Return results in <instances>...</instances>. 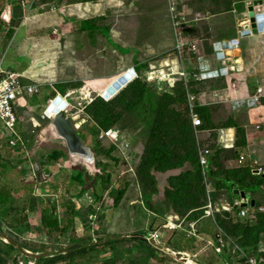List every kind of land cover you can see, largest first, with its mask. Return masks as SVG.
Returning a JSON list of instances; mask_svg holds the SVG:
<instances>
[{"label":"rangeland","instance_id":"rangeland-1","mask_svg":"<svg viewBox=\"0 0 264 264\" xmlns=\"http://www.w3.org/2000/svg\"><path fill=\"white\" fill-rule=\"evenodd\" d=\"M16 1L20 0H0L1 67H9V69H13L14 67L9 63L12 56H10V43L6 44L8 39L7 34L8 31L11 30V27H17L20 22L17 23L19 20L11 17L21 14L23 19L32 15L34 18L29 27L34 37L40 38L46 35L58 40L56 41L57 43L52 45L53 49L49 48L45 50V53H47L43 56V62L45 64L37 66L35 63H32V68L36 65L35 72H37V69L41 71L33 80L39 86L42 85L44 87H46L45 85L53 84L56 88L60 85L59 93L69 102L67 108H64L65 111L63 114L76 126L84 146L92 149L94 144L97 143L99 156H94L95 166L91 172L93 175L91 179L100 174L96 171L97 161L112 159L110 158L111 152L120 158L117 160H110L111 164L115 165L109 167L110 176H103L101 183H104V185L100 188V184H98V188H94L95 191L98 189L99 194H103V196H101V198L103 197L102 201L94 207L96 209V213L94 212V214H96L95 220L97 219L99 225V227H97V234L117 236L135 233L140 234V231L144 230H148L150 233L155 230L161 232L159 227L160 223L163 222L161 225V227H163V225L166 224V218L164 221L155 219L154 214L150 213V211L145 209L144 205L141 204L139 186L148 181L145 175L142 176L141 180L137 172L143 147L145 143L147 144L148 138L152 135L151 133H155L150 138V140L153 141L155 138L165 136L160 132H166L167 127L171 130L170 135L175 136L178 133L176 126L180 124L181 120L184 122L186 118L182 117L185 110L188 106L189 109L193 108L194 101L200 102L206 106L204 108L208 113L216 110L211 107H218L219 110L213 117L214 122H210L211 124L209 123L208 125L209 121H206L202 130L196 129L193 132L195 144L199 148L200 154L201 152L206 153V156H204L206 157V163L203 166H199L203 167V170L208 173V168L211 163L210 155L206 147L210 146L209 144H213L214 140L211 134L214 131L213 128L215 124L218 123L217 120L221 114L220 108H224V105H221L224 100L223 93H221V97L215 94L216 89H219V91L223 90V83L219 81L221 78H215L218 81L214 84L207 83L206 81L202 85L203 82L200 83L201 79L195 80L199 82L194 83V81H192V83H189L190 86L186 87L185 90L194 97L191 101L189 99L187 100L189 104H187L181 96H175L173 100L174 96H172L173 94L171 95V93L174 89L172 88L181 77L177 72H182L184 69L181 68L180 62L177 61V53L174 57L176 48L175 30L171 21V12L167 8L166 2L163 0H28L29 2H27L25 6H14ZM177 1H179V6L176 11L181 12L185 21L189 20L187 27L191 25V22L197 25V27L201 23L204 25V28L202 27L197 34L198 38L202 36L207 37L209 35L208 29L210 20L206 18L210 16V13L213 18L214 34L222 33L221 37L224 39L234 35L235 30L230 26L234 18L228 10L224 9L223 2L221 3L220 10H215L216 7L213 5L210 6L215 0ZM30 3L31 5H29ZM235 3L236 0H233L231 5ZM6 4L12 6L10 7V15L8 16L4 10ZM236 4H238V11H240L243 4L238 2ZM244 5L246 7L247 3ZM227 12H229V16L225 15ZM234 15L238 26L242 27L248 16L245 18L242 16L244 19L240 21L237 15ZM85 20L96 23L98 29L93 32H80L78 28L81 22ZM24 29L25 27L19 28L17 31L18 34H21ZM54 29H57L58 33H53ZM154 33H156V36L164 37L163 41H160V47L161 49H168L166 53L171 57V60H169L171 61L170 66H168L170 62L164 59V55L161 53L162 51L160 52L159 49H153L152 40L154 38ZM167 33L171 36V42L166 41L165 35ZM27 35H30V32H28ZM191 39L195 42L194 50L188 51L197 52L201 47V42L194 38ZM207 39L209 40V38ZM203 41V45H209L207 40L204 39ZM5 44L6 46H4ZM19 61L27 63V67V65L31 63V58L29 60L28 58L24 59L19 57ZM136 64L141 66L138 67L137 70ZM131 68H134L136 71L132 80L114 96L106 99L104 96L106 90L101 93L104 87L114 78L117 77L116 80H118ZM169 73L171 75H168ZM163 81H167L168 84L165 86L162 85ZM183 81L185 82V77H183ZM21 82L24 85H29L32 81L21 77ZM131 82H134L131 86V91L127 92V94L122 97V94L119 96L118 94L123 90L125 91ZM143 83H146L148 88L145 84L143 85ZM142 88H144L145 91H142ZM191 89L193 91H191ZM43 91L44 90H39V93L35 94V98H39V95H41L40 93ZM57 91H59V89ZM57 91L53 92V96H51L52 100H44L41 102L40 106L30 107V111L25 107L21 108L19 114L20 121L16 129L23 139V147L19 145L18 148H12L13 146L6 142V137L0 130L1 159H3L5 167L8 166L6 169L5 167H0V173L4 175H0V178H2V182L5 186L10 184L13 185L15 189L14 191L12 190L9 196V203L17 201V199L23 196L30 198L34 197L33 195L40 196V194H42V196L57 194L60 197L62 196L60 199L63 202L65 200L64 198H66L67 201L70 200L73 203L77 200L76 197L82 196L76 184H74V186L71 185L70 189L68 188V186L73 183L72 181L74 179H72V176H74L75 173L68 176L66 173H68L67 171L69 170L67 169L66 172H62V169H66L62 167L67 165L68 168H80L83 167L84 164L81 162H74L64 140L60 136L51 133L43 135L42 133L44 129L50 125V120L46 116V109L50 105V102L60 95ZM24 94L27 97H31L26 90ZM96 99H102L104 103L114 102L113 104L107 105L108 112L104 109L103 112H105V115H100L99 118H94L92 113L90 114L87 112L88 109L91 111L90 106L95 103ZM86 103L87 105L85 106ZM212 104H216V106H210ZM107 126H109L107 129L115 128L121 130L124 137H119V140L114 141L108 138H102L100 140V133L106 131V129H101ZM219 127L221 126H217L214 133L219 132ZM259 128L257 130H260ZM93 129L100 131L98 135L99 138L92 134ZM226 131L228 130H222L221 133L223 132L225 136ZM182 132L187 133L185 131ZM247 132V127H237V125H234L230 132L232 137L222 138L223 135H221V140L219 139V143L222 142L223 145H225L223 141L230 139V145L234 146V148H224L222 145H219L222 148L221 150H223L221 164L219 163V165H222V167L227 170L228 174L235 177H243L242 175L244 174L248 175V171H246L247 164L239 165L236 163L235 165L238 152H243V154L248 152L246 146H240L242 144H239V141L246 140ZM9 134L10 133L7 135ZM41 135L42 138H40ZM217 140L218 138L216 142H218ZM175 142L177 141L175 140ZM54 149H59L62 154L65 155L61 162L50 160L51 153ZM109 150L112 151L108 152ZM227 150H231L233 153L227 154ZM250 154L257 158L260 162L258 163L260 166L261 162L264 163V151H260L259 154L250 152ZM55 162L56 164L50 166L49 163ZM237 165L240 167H237ZM45 167L51 169V171H55L53 174L54 177L43 174ZM188 168L189 166L185 165V167L177 169V172H172L173 174L167 172L154 175L156 172L152 167L149 172L153 173L156 182L161 186L165 183L169 175H171L169 177H173L172 181L175 182V176L179 175L181 173L180 171ZM241 171H243L244 174ZM37 172H40L41 181L49 182L51 179V181L55 182L59 187L58 190L55 192V189L51 186H40L35 175ZM202 175L204 176L203 172ZM69 177L70 182H68V184L66 179L68 180ZM212 179L209 180V178L206 177L209 192L213 191L211 182H215V180L219 178ZM75 180L77 183L84 186L83 188L86 187L87 183L89 184L87 186L89 188H85L87 193H85L79 201V204L82 206L79 210L84 217L81 218V220L86 221L87 217L83 214H85L88 209L93 208L91 204L92 202L94 203L95 200L94 196H92L93 194L95 195V192L90 188L93 184L92 181H87L85 183L84 174H81V178H75ZM61 181H63V183ZM262 184L261 189L255 196L260 204V212L262 211V213H264V181ZM5 186H3V189L6 191L7 189ZM111 191L119 196L118 203H116L115 197L106 198V196L111 194ZM261 191H263V193H261ZM89 194L92 197L91 199L88 197ZM215 197V201L213 202L215 204L217 203V205L212 203L213 208L209 210L210 216H214L217 225H219L218 222L222 223V220H219L221 219L220 215L225 212L228 214L226 217L231 219L229 220V224L234 225L237 220L232 214L222 209V206L226 205L229 200L227 194L224 191L221 193L217 192ZM46 198H48V196ZM73 198L76 200L72 201L71 199ZM35 199L38 200L37 197H35ZM61 200L59 204H61ZM134 200H136V202ZM28 206L31 205L28 204L26 206V212L31 210ZM44 206L46 209L52 211L57 210V205L54 207L47 201L45 204L43 203V207ZM19 211H21V208H17L18 213ZM10 213L15 216L12 210ZM17 215L19 217L24 216V213L21 212V214L19 213ZM51 220L52 218H50V221ZM64 223L67 222L65 221ZM87 223L88 222H84V224ZM101 223L103 225H101ZM172 224L175 225L176 223L172 222ZM69 225L76 229L75 224L70 223ZM88 226H90V224H87V227ZM4 229L6 232L11 233L9 232L10 230ZM75 229H71L69 226L65 231L70 234L71 237L73 235L71 232ZM164 230L165 229H163V231ZM179 231L181 230L175 231L171 238H181L183 241L185 237L187 238L186 233L182 230L183 234H181ZM165 232L167 235L171 234V231L167 232L165 230ZM0 233L6 235L1 229ZM6 236L10 238L8 235ZM16 238L20 243H17L12 238L10 239L18 244L20 248L23 247L27 251L32 250L26 248V246L28 247L31 243H25L23 236L22 238L16 236ZM34 238H38V236L36 235ZM6 242L8 244L4 242V238H0V264H17V260L22 257V253L20 251H18L19 253L10 251L7 245L13 248L14 246L8 240H6ZM200 243L201 245L198 247L202 248L203 241ZM127 244L130 246L132 245L130 242H127ZM172 245L175 246L176 244L173 243ZM58 247H60V245ZM99 248L101 249V247ZM256 248L257 251L253 254L264 251V239L257 244ZM204 256L205 258L203 259L209 260V263L214 264L211 260L213 257L211 251Z\"/></svg>","mask_w":264,"mask_h":264},{"label":"crops","instance_id":"crops-1","mask_svg":"<svg viewBox=\"0 0 264 264\" xmlns=\"http://www.w3.org/2000/svg\"><path fill=\"white\" fill-rule=\"evenodd\" d=\"M62 1V0H60ZM245 1V0H244ZM249 1V0H246ZM245 1V3H246ZM244 3V4H245ZM234 5V4H233ZM65 8V7H64ZM237 10V11H236ZM234 9L232 7L229 12L232 14V17L234 20H232V23L230 26L234 28V35L224 39L222 38V33L214 34L213 30V18L211 17L209 20V35L207 38H209L210 42V49L211 53L205 57L206 65L213 68L218 69L222 65L216 61L214 58V51L221 50L222 53L219 54L218 58L223 55L226 47V41L237 38V46L231 49L228 52V58L229 60H226L225 67H234V70L227 71L228 69H224L221 76L218 78L219 81L223 83V90L219 91V89H216L215 94L221 97V93H223V103L221 105H224V108H220L222 112L224 113H230L231 118L234 119V122L238 125V127H247V137L245 140V146L247 148V155L250 159L255 158L250 154V152H254V154H259L260 151H264V103H260V105L251 106L249 104V101L246 100L250 94L253 93L254 88L264 83V32H259L257 34H250L248 36H240L238 35V31L241 29V27L238 26L235 15H237V18L242 21V16H245L247 13L245 5L241 7L240 11L237 9ZM229 12L225 13V15L229 16ZM33 16H28L23 18L20 21V24L17 25V27H11V30L8 31V39L7 43H10V51L12 58L9 60V63H11L14 67L13 69H9V67H2L6 70H9L11 72H17L22 75L25 79H29L30 82L29 85H38L34 82V78L36 75H38L41 71L37 69V72H35V66H39L41 64H45L43 61V56L46 55L45 53L47 49H53L52 45L57 43V39L53 37H48L46 35H43V37L36 38L32 35V30L30 29L29 25L33 22ZM241 25V24H240ZM23 32L21 34H18V29L23 28ZM34 27V24H33ZM45 27V26H44ZM28 32H30V35H27ZM39 32V31H37ZM45 34V33H44ZM239 36V37H238ZM242 37V38H240ZM196 40V39H195ZM6 44L4 46H6ZM210 51V50H209ZM236 53V55H235ZM20 58H28L31 63L27 65V63H22V61H19ZM169 61L170 59H166ZM198 62L200 67H203L205 62L201 57H198ZM24 62V60H23ZM32 63H35L36 65L32 68ZM38 63V64H37ZM198 64V63H197ZM185 63H182V67L185 70ZM205 65V66H206ZM227 71V72H226ZM207 81V83H215L218 81L217 79H206L203 80V84ZM46 87L40 85V90H44L39 95V98H35V94L30 95L31 97L24 96V102L23 107L26 109H29L30 107H38L40 106L42 101H46L47 99L52 100L53 92L57 91L60 92V85L55 88V85H45ZM58 88V89H57ZM46 90V91H45ZM39 93V92H38ZM37 94V93H36ZM60 94V93H59ZM59 97L61 100L63 96L60 94ZM34 99V100H33ZM66 100V99H65ZM29 103V104H27ZM21 110V109H20ZM17 127V126H16ZM260 127V128H259ZM260 130H257V129ZM77 129V128H76ZM228 131L222 134V138H230L232 135H230V132L233 128L225 127ZM1 130V129H0ZM17 131V129H16ZM78 131V130H77ZM9 132L6 131V134L4 136L6 137V142L10 143L11 139V133L7 135ZM18 134H20L17 131ZM43 135L45 134L42 132ZM16 138V137H15ZM42 138V135L40 136ZM229 140L223 141L225 145H223L224 148H232L233 145H230ZM23 142H18L17 145L13 146L12 148H18L19 145L22 146ZM35 144V143H34ZM231 146V147H230ZM23 147V146H22ZM91 149V148H89ZM53 151H59L60 152V158L57 161H62L63 157L65 156L62 154V152L59 149H54ZM52 151V152H53ZM250 151V152H249ZM1 152V151H0ZM93 159L92 162L93 165L88 166L84 163L83 167L76 168V167H67L65 165L62 168V172H66V175L70 176L73 173L76 174V172H87L92 175V169L95 166V154L92 151ZM241 153V152H238ZM2 156V155H1ZM51 157V156H50ZM49 158V156H48ZM257 159V158H255ZM52 160V159H51ZM53 161V160H52ZM3 162V159H2ZM59 162V163H60ZM4 163V162H3ZM57 163V164H59ZM50 166H53L52 164L55 163H49ZM67 164V163H65ZM248 164V161L246 162ZM261 164L264 165V163L261 162ZM60 165V164H59ZM3 165L2 167H4ZM93 166V167H92ZM1 167V168H2ZM0 168V172H1ZM7 167H5L6 169ZM55 171H51V169L46 168L43 170L44 175H50L54 177ZM0 175H3L0 173ZM36 179L38 181V184L42 187H48L51 186L54 191L56 192L58 190V186L55 182L50 181H41L40 179V172H37ZM4 176V175H3ZM93 176V175H92ZM72 179H74L68 188L70 189V186L76 184L77 189H79V192H83L82 196L87 193L85 189L89 184L87 183L86 187L83 188L80 183H77L75 178L72 176ZM54 180V179H53ZM94 177L90 181L92 183L94 182ZM127 180V179H125ZM89 181V182H90ZM63 183V181H61ZM66 182H70V177ZM48 184V185H47ZM69 184V183H68ZM3 186L5 184L2 182V178H0V229H8L10 230L12 234L19 238H24L25 243H31L26 248L30 250L34 254L33 260L37 262V264H102L108 257H109V251L108 246L104 242L95 243L98 241H102L106 236L104 235H98L97 234V227H99L97 223L95 212V206L99 202L102 201L103 197L93 194L95 200L94 203L92 202V209H88L86 211L85 215L87 217V214H91L86 221H82L81 218H84L81 214V211L79 210L80 207H82L79 204L80 198L82 197H76L71 199L72 201L76 200L75 202H71L70 200L67 201L66 198H64V202L60 199L62 196L56 195H47L42 196V194L39 195H33L34 197H21L20 199H17V201H12V203H9L8 199H5L2 196ZM92 186V185H91ZM6 189L11 188L13 191L15 190L13 185L5 186ZM88 188V187H87ZM97 188V187H96ZM209 191V190H208ZM19 193V192H17ZM6 195L8 197V193L6 190ZM103 196V195H102ZM106 196V195H104ZM37 197L38 200L35 199ZM88 197L91 199V195L89 194ZM105 198V197H104ZM107 198V196H106ZM61 200V204L60 203ZM50 202L54 207L57 205V210L52 211L49 209H46V207H43V203ZM136 202V200H134ZM18 203V204H17ZM20 204V205H19ZM31 208L29 212H26V206L27 205ZM210 204L211 209L213 208L212 202L208 200L207 204ZM206 205L204 209V214L206 211ZM17 208H21V212L24 213V216H18L19 214L17 212ZM11 210L13 213H15V216H13L10 212ZM84 210V209H83ZM217 210V209H216ZM215 210V211H216ZM74 211H80L78 212V216H74ZM147 212V211H146ZM27 213V214H25ZM96 213V212H95ZM149 213V212H148ZM151 213V212H150ZM208 214H205L207 217ZM52 216V219H57L58 226L51 227L49 224L50 218ZM155 216V215H154ZM22 217V218H21ZM21 218V219H20ZM155 219L156 216L154 217ZM168 221H172L174 223H177L176 228L174 229H168L167 227H162L167 232L171 231V234L167 235L165 230L158 231V238L157 241L161 243H165L169 245L170 247L176 249L177 251L181 252L187 259H191L195 263L200 264H211L209 263V260H205V254L209 251L212 252V262L214 264H222L217 256L216 253L213 251V248L211 245L207 244L208 241H210V234L205 233L204 231H200L198 229V224L196 222L195 227L197 228L198 233L194 229V223H191L189 227L185 225V230L182 228V224H184L183 218H178L177 215H168L167 217ZM161 221H164L163 219H159ZM67 223H64V222ZM183 221V222H182ZM84 222H88L87 224H90V226L87 227V224H84ZM75 224V227H72L69 224ZM65 224V225H64ZM163 224V222L160 223V226ZM101 225H103L101 223ZM75 229L71 233L73 235L70 237V234L66 233L65 229L68 228ZM159 226V227H160ZM161 228V227H160ZM161 228V229H162ZM179 231L181 234L182 230L187 233L185 239L178 238L174 239L171 236L174 234L175 231ZM99 231V229H98ZM156 231V230H155ZM163 231V232H162ZM188 232L192 233L193 235L188 234ZM20 233V234H19ZM38 236V238H34ZM22 239V241L24 242ZM201 241H203L202 248L198 247L201 245ZM176 244L173 246L172 244ZM105 244V245H104ZM60 245V247H58ZM209 246V247H208ZM101 247V249L99 248ZM154 249V248H153ZM21 250L27 251L25 248H21ZM156 250V249H155ZM209 250V251H208ZM157 253H154L152 258L149 260V264H181L177 262L176 260L169 258L164 253L160 252L159 250H156ZM215 253V254H214ZM37 254V255H36ZM103 255V256H102ZM74 258V259H72Z\"/></svg>","mask_w":264,"mask_h":264},{"label":"trees","instance_id":"trees-1","mask_svg":"<svg viewBox=\"0 0 264 264\" xmlns=\"http://www.w3.org/2000/svg\"><path fill=\"white\" fill-rule=\"evenodd\" d=\"M163 1L166 2V0ZM232 1L233 0H217V1L215 0L210 4V6L213 5L214 7H216L215 10H220L221 3L223 2L224 9L229 11L233 7L236 10L238 8V4L236 3L238 2L240 4H243L242 5L243 7L246 0L245 1L236 0V3L234 5H231ZM20 15L21 14L17 16L13 15L11 18L16 20L18 19L19 21H17V23H19L21 20ZM210 18H211V13L210 16L206 19H210ZM192 23L193 22H191L190 23L191 25L186 28L185 35L190 38L199 40L201 42V47L198 49L197 52H190L188 50H192L191 44H188L184 46L183 52L181 54H178L179 57L183 60L182 63L184 62L186 64L185 70L188 71L185 77V82L183 81V78L180 77L179 81H177L175 86L172 88L174 89V91H172L171 93V95L173 94L172 96H174L173 100L175 99V96H181L183 100L187 102L188 97L193 96L191 95V93H187L188 91H186L185 88L189 87L190 86L189 83H192V81H194V83L199 82V81H195L196 80L195 74H199L204 70L202 67H200L197 59L198 57H201L203 61H206L207 58L205 57L209 54V52L211 53L210 42L207 39V37L205 36H202L201 38L197 37V34L200 32V29L202 27L204 28V25L201 23L197 27V25H194ZM97 29L98 27L96 23L86 20L82 21L80 27L78 28L80 32H85V31L93 32ZM153 36H154L152 40L153 49L155 50L159 49L160 52L162 51L161 53H163L164 59L171 60L170 55L166 53L168 49L167 48L161 49L160 47L161 44L160 41H163L164 37L156 36V33H154ZM165 37L167 42H171V36L168 33L165 35ZM204 39L208 41L209 45H205V44L203 45ZM176 53H177V49L175 48L174 57L176 56ZM182 63L180 66L182 69H184L182 67ZM138 67L141 66L139 64H136V70ZM122 77L123 76H121L119 79H121ZM116 79L117 77L111 80L110 83H108L104 87L101 93L105 91L107 87L111 85V83ZM202 82L203 80L200 81V83ZM133 84L134 82L133 83L131 82L129 86L126 88V90L125 91L123 90L124 92L121 91L118 95L120 96L122 94L121 95L122 97L125 94H127V92L131 91V86ZM144 84L147 86L146 83H143V85ZM166 84H168V82L163 81L162 85L165 86ZM142 91H145L144 88H142ZM191 91L193 90L191 89ZM105 93L106 91L104 92V96ZM195 99L197 100L196 97ZM194 102L195 103L193 105V108L189 109L188 106L187 109L185 110V113L182 117V118H186L184 119V122L181 120L180 124L176 126L178 133L175 136L170 135L171 130H169V128L167 127L166 132H160L162 135L165 136L155 138L152 141L150 140V138L155 133H151L152 135L148 138L147 144L145 143L137 169V172L139 173L141 180L143 175H145L148 180L146 182L147 184L143 183V185L140 184L139 186L141 201H142L141 204L144 205L145 209H147L152 214H154L158 219L160 218L163 220L165 218L167 219L168 215H177L178 218H183L184 224H182L183 226L182 228L184 230H185L184 228L185 225L189 227L191 223H194V229L198 233L197 228L195 227V224L197 222L198 229L200 231H204L205 233L210 234V239H211L210 245L212 246L213 251L216 253L218 260L222 264H246V260L249 256H255V257L264 256V251H259L257 254H253L255 251H257L256 248L257 244L262 239H264V213H262V211L260 212V210H257L260 204L258 202L257 197L255 196V194L258 193V191L261 189V186L263 185L262 182L264 181V175L263 174L253 175L251 168L248 165H246L247 167L246 171H248V175H245L244 172L241 171L244 174L242 175L243 177L240 176L235 177L231 174H228L227 170L224 169L222 165H219V163L221 162V158L223 156L222 155L223 150H221L222 148L219 146V145L223 146L222 142L219 143V139L223 134V132L221 133V131L226 130L225 127L233 128L234 125H237L234 122V119L231 118L230 113H224L222 111L219 116V119L217 120L218 123L215 124L214 128L212 127L213 130L216 131L217 126H221L218 128L219 132L214 133L213 131V133L211 134L212 139L214 140L213 144H209L210 146L206 147L210 155V163H211L208 168V173L203 170V167H200L203 166L200 164L199 161L200 157L203 155L206 156V154H204V152H201L200 154V151L198 150L199 148L195 144L193 132L196 129L202 130L204 128L206 121L207 122L209 121L208 125L210 122L213 123L214 122L213 117L215 116V114H217L219 108L211 107L212 109H216V110H213L211 113H208L207 110H205L204 108L206 106H204L200 102H196V101ZM261 102L264 103V98L261 99ZM113 103L114 102L104 103L102 99H96L94 104L92 105L90 104L91 106L89 105L91 111L88 109L87 112L90 114L92 113L94 118L95 117L99 118L100 115L102 116L105 115V112H103L104 109L108 112L107 105ZM187 104L189 103L187 102ZM86 105L87 103L85 104V106ZM210 106H216V104H212ZM192 111L196 113L197 116L199 117L201 123L198 126H193L192 124V119H191ZM107 128H109V126L101 130H105V129L109 130ZM112 129L118 131L119 136L121 138L124 137L121 130H117L115 128ZM182 131H185L187 133H183ZM99 133L100 131H98L97 129L92 130V134L97 137ZM217 138H218L217 140L218 142H216ZM99 139L101 140L102 138ZM175 140L177 142H175ZM239 144H242L240 146H245V141H241V142L239 141ZM232 148H234V146ZM92 151L94 152L95 157L99 156L98 154L99 149L97 147V143L94 144ZM111 151L112 150H109L108 152ZM231 152H232L231 150H227V154ZM60 155L61 154L59 151H53L51 153L50 160L52 159L53 161H57L60 158ZM1 158L2 156L0 153V167L4 165ZM110 158L112 159H108L109 161L108 160L104 161L103 159L102 161L99 160L97 161L98 164H96V168H97L96 171L97 173L100 174L94 176L95 180L92 183L93 187L91 186L90 188L99 196H102L103 194L102 193L99 194L98 189L95 191L94 188L95 187L98 188V184H100V188L101 186L104 185V183H101L103 180L102 179L103 176L105 175L108 176L109 174H111L109 171V167L115 166L111 164V161L120 159L119 156L113 154V152H111ZM185 165L189 166V168L180 171L181 173L175 176V182L172 181L173 177H169L171 175L168 176L169 178L167 177L168 179L166 178L165 183L161 186H159L158 183L156 182V178L154 177L155 174L157 173L163 174L167 172L173 174L174 172H177L176 171L177 169H181L182 167H185ZM235 165H236V159H235ZM152 167L153 170L156 172L154 173V175L152 172L151 173L149 172V170ZM237 167L240 166L237 165ZM201 171L204 173V176L202 175ZM81 174H84L85 183L91 180L92 175H90V173H87L85 171L76 172V174H74L73 177L77 179L81 178ZM206 177H208L209 180H211L212 178L214 179L219 178L218 180H215V182H211L213 186V191L211 192L208 191V184H207L208 181L206 180ZM82 190L84 191L85 189ZM234 190L243 191L244 195L248 196L246 198L247 201L250 200L253 201V205L250 204L256 210V212H254L253 215L249 214L241 217L238 215L239 208H232L230 211L227 212L232 214V216H234V218L237 220V222L234 225L229 224L230 222L229 220L231 219L226 217L228 214L225 212L224 214L220 215L221 219L219 220H222V223L218 222L219 225H217L214 216L211 217L210 214L207 215V217L205 216L204 207L207 204L208 200L214 203L213 201H215L216 198L215 194H217V192L221 193L222 191H224L227 194V196L229 197L227 203H232L234 199L240 198L239 194L234 193ZM112 191H111L112 195L108 194L109 196L107 197H115L116 203H118L119 196H117V194L112 193ZM11 192H12L11 188L7 189V193H8V197H7L6 191L3 189L2 196L5 199H8ZM261 193H263V191H261ZM81 194H83V192H81ZM219 203L221 204L220 201ZM214 205H217V203L216 204L214 203ZM78 212L80 211H74L73 215L75 214L74 216H78L79 215ZM88 215L89 214H87V218L91 214L89 216ZM93 220H95V218ZM49 224L53 228L55 226H58L59 223L57 219H52L51 221H49ZM161 230H163V228ZM1 231L6 233V235H8L13 240H15L17 243H20V241L16 238L14 234L6 232L5 229H2ZM140 234L150 235V232L148 230H144V231H140ZM111 237L112 236L105 237L108 238L105 244L106 246H108L109 257L102 264H149V260L152 258L154 253H157L155 249L142 242L127 240V242H130L132 244L130 246L129 244H127L125 239H115V238L113 239ZM216 247L219 248V251L215 250ZM7 248H9L10 251L19 253L18 250H16L10 245H7Z\"/></svg>","mask_w":264,"mask_h":264},{"label":"built area","instance_id":"built-area-1","mask_svg":"<svg viewBox=\"0 0 264 264\" xmlns=\"http://www.w3.org/2000/svg\"><path fill=\"white\" fill-rule=\"evenodd\" d=\"M29 2L28 0H20L16 1L14 6L21 5L25 6ZM167 8L171 12V21L173 23V27L175 30V39H176V49H177V61L180 62V65L182 63V59L179 57L178 54H181L183 52L184 46L191 44V49L194 50V41L190 40L185 34L184 31L187 27V24L189 23L188 21L184 20V17L182 16L181 12H177L176 10L178 9V1L177 0H166ZM31 5V3L29 4ZM10 7H12L9 4H6L4 7L5 12L7 13L6 15H10ZM3 15V14H2ZM26 16V15H24ZM20 19L22 20V16L20 15ZM53 33H58L57 29H54ZM180 44V45H179ZM236 41L234 39L227 41L226 44V50L228 49L229 51L236 47ZM220 52L216 54L218 60L225 65L226 60H228V52L225 53V58L223 55H221L219 58ZM169 65H171V61H169ZM204 70L199 73L195 74V79L199 80L204 77H219L222 74V70L220 72L216 71L215 69L213 70H208V67L203 68ZM227 69V68H226ZM234 70V67H228L227 71H232ZM226 71V72H227ZM151 73V72H150ZM179 76L186 77V72L183 70L182 72H177ZM154 75V74H151ZM168 75H171L170 73ZM199 76V77H198ZM21 77L22 75L17 73V72H11L9 70H6L5 68H2L0 65V129L3 132V134H6V131L11 133V139L10 145L15 146L19 142H23V139L20 134L17 133L16 131V126L18 125L20 118V109L23 107V100H24V91L29 95H33L39 92L40 86L39 85H24L21 82ZM150 79V78H149ZM58 97H56L52 102H50V105L55 102V100ZM264 98V83L257 85L254 88V91L250 96L246 99L249 101V104L251 106H256L260 105L261 99ZM188 99L191 101L194 99L193 96H189ZM62 101L66 102L67 107L69 105V102L66 101L65 99ZM49 105V106H50ZM63 110L62 112H64ZM47 118L50 120L51 115H48L46 113ZM191 119H192V124L193 126H198L200 124L199 117L197 116L196 113L193 111L191 112ZM16 137V138H15ZM100 138H108L110 140H118L119 133L116 130L109 129L106 131H102L99 135ZM206 154V153H204ZM206 158L203 156L200 157V164L204 165L206 163ZM237 164H245L248 161V166L251 168V171L253 174H263L264 175V168L261 167L256 159H250L247 154H243V152L238 153L237 156ZM248 196L245 195L243 198H237L234 199L232 203H227L226 205L222 206V209L225 211H230L232 208H239L238 215L243 217L246 215H253L256 210L251 206L250 201H247ZM245 203V206H241V204ZM211 206L210 204L206 205V211L205 214H210ZM259 210V207L257 208ZM176 224H172V222L168 219H166V224L163 225V227H167L168 229H174L176 228ZM188 234L193 235L192 233L188 232ZM149 237H152L154 239L158 238V234L156 231H152L150 235H146ZM4 242L6 240L4 239ZM8 244V243H7ZM207 244L210 245V241L207 242ZM216 251H219V248L216 247ZM25 251V250H23ZM26 253L34 255L31 251H25ZM37 255V254H36ZM17 264H37L35 260H33L30 257H27L22 254V257L17 260ZM246 264H264V256L261 257H255V256H249L246 260Z\"/></svg>","mask_w":264,"mask_h":264},{"label":"water","instance_id":"water-1","mask_svg":"<svg viewBox=\"0 0 264 264\" xmlns=\"http://www.w3.org/2000/svg\"><path fill=\"white\" fill-rule=\"evenodd\" d=\"M262 4H263L262 0H253L247 4L246 11H247V16H248V22L243 24L241 35L248 36L250 34H256V33L264 31V12L261 11L262 9L260 7ZM135 74L136 73L133 71H127L126 73H124L121 79H119L118 81H114L111 85L107 87L105 98L106 99L111 98L116 93H118L123 87H125L129 83V81L132 80ZM55 102H58L57 105L59 106V108L56 111H53V109L50 107L51 105L48 106V108L46 109V113L48 115H51L50 125L53 126L57 134L64 140L71 156L76 155V154L86 155L89 158H91L93 162L94 159H93L91 150L87 146L83 145V141L77 132L76 126L62 112L66 106L64 101H62L58 97L55 100ZM234 193L239 194V196L242 198L245 196L243 191L234 190ZM251 205H253V201H251ZM241 206L242 207L245 206V203L241 204ZM0 238H4L8 240L9 242H11L14 248L20 251L23 255L30 257V258H34V255L26 253L25 251L21 250L18 244L13 242L10 238H8L3 233H0ZM111 238L142 242L156 250H159L160 252L167 255L169 258H172L176 260L177 262L183 264V261H179L175 259L173 256V254L179 255V256L183 255L181 252L177 251L176 249L170 247L169 245L165 243H161L157 241V239H154L152 237L135 233V234H130V235L112 236ZM107 240L108 238H104L102 241H98L95 243H99V242L106 243ZM161 246L168 247L169 248L168 251H164V249H162ZM182 257L187 259V257H185L184 255Z\"/></svg>","mask_w":264,"mask_h":264},{"label":"bare ground","instance_id":"bare-ground-1","mask_svg":"<svg viewBox=\"0 0 264 264\" xmlns=\"http://www.w3.org/2000/svg\"><path fill=\"white\" fill-rule=\"evenodd\" d=\"M102 96V95H101ZM57 103L58 102H53L52 104H51V108L53 109V111L54 110H56L57 108H59V106L57 105ZM65 104H67L66 102H64ZM67 108V107H66ZM45 134H47V133H51V134H53V135H56V136H59L58 134H57V132H56V130L53 128V126H51V125H49L48 127H46L45 129H44V131H43ZM72 159L74 160V162L75 163H79V162H81V163H84V164H86V165H88V166H91L92 165V160H91V158H89L88 156H86V155H81V154H76V155H72ZM93 167V166H92ZM162 247V249H164V251H168V247H166V246H161ZM173 256H174V258L175 259H177V260H179V261H183V264H197V263H195L194 261H192L191 259H185L184 257H182L183 255H181V256H179V255H174L173 254Z\"/></svg>","mask_w":264,"mask_h":264},{"label":"clouds","instance_id":"clouds-1","mask_svg":"<svg viewBox=\"0 0 264 264\" xmlns=\"http://www.w3.org/2000/svg\"><path fill=\"white\" fill-rule=\"evenodd\" d=\"M251 1H253V0H249V1H247V4L248 3H250ZM263 1V0H262ZM178 6H179V1H178ZM246 7H247V5H246ZM261 7V11H263L264 12V3L260 6ZM259 9V8H258ZM257 11V10H256ZM245 17H247V13L245 14V16H244V18ZM243 18V19H244ZM242 19V20H243ZM248 22V17H247V20L245 21V23H247ZM243 26V25H242ZM187 28V27H186ZM186 30V29H185ZM241 32H242V27H241V29L238 31V35H240V36H243V35H241ZM262 32H264V31H262ZM184 34H185V31H184ZM257 34V33H256ZM253 35V34H252ZM188 37V36H187ZM190 40H192L190 37H188ZM236 42H237V38H233ZM230 40H232V39H230ZM230 40H228V41H230ZM226 44H227V41H226ZM226 51H229L228 49L226 50V47H225V51H224V53H223V56H224V58H225V53H226ZM222 53V51L221 50H218V51H214V59L217 61L218 59H216L217 58V56H216V54H218V53ZM227 56H228V54H227ZM205 62V64H204V66L202 67V68H206V67H208V70H213V68H211V67H209V66H207L206 65V61H204ZM218 62L222 65L221 67H219L218 69H215L216 71H218V72H220V70H222V73H223V70L225 69V68H227V67H225V65H223L221 62H220V60H218ZM206 65V66H205ZM128 71H133V72H135L136 73V71H135V69L134 68H131V69H129ZM222 75V74H221ZM213 78H218V77H204V78H202L201 80H206V79H213ZM255 159V158H254ZM257 160V159H256ZM257 162L258 163H260L258 160H257ZM248 165V164H247ZM261 167H263V165L261 164ZM264 168V167H263ZM254 175H258V174H254Z\"/></svg>","mask_w":264,"mask_h":264},{"label":"flooded vegetation","instance_id":"flooded-vegetation-1","mask_svg":"<svg viewBox=\"0 0 264 264\" xmlns=\"http://www.w3.org/2000/svg\"><path fill=\"white\" fill-rule=\"evenodd\" d=\"M236 163H237V161H236Z\"/></svg>","mask_w":264,"mask_h":264}]
</instances>
